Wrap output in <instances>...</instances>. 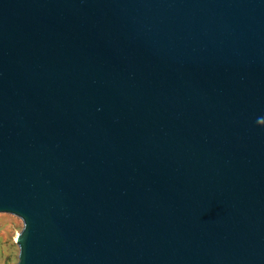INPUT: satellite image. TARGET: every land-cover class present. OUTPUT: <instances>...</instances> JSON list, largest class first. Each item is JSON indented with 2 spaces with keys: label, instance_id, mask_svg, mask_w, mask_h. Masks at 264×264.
Returning a JSON list of instances; mask_svg holds the SVG:
<instances>
[{
  "label": "water",
  "instance_id": "obj_1",
  "mask_svg": "<svg viewBox=\"0 0 264 264\" xmlns=\"http://www.w3.org/2000/svg\"><path fill=\"white\" fill-rule=\"evenodd\" d=\"M0 214L17 264H264V0H0Z\"/></svg>",
  "mask_w": 264,
  "mask_h": 264
},
{
  "label": "rangeland",
  "instance_id": "obj_2",
  "mask_svg": "<svg viewBox=\"0 0 264 264\" xmlns=\"http://www.w3.org/2000/svg\"><path fill=\"white\" fill-rule=\"evenodd\" d=\"M23 231L22 221L12 215L0 214V264H17V237Z\"/></svg>",
  "mask_w": 264,
  "mask_h": 264
}]
</instances>
